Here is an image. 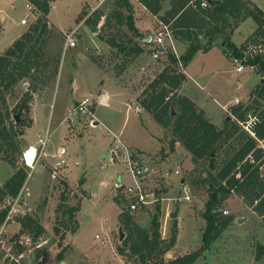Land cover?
I'll return each mask as SVG.
<instances>
[{
	"label": "rangeland",
	"instance_id": "374dc122",
	"mask_svg": "<svg viewBox=\"0 0 264 264\" xmlns=\"http://www.w3.org/2000/svg\"><path fill=\"white\" fill-rule=\"evenodd\" d=\"M247 1L264 12V0ZM111 2L108 0L96 8L98 0L53 1L48 16L53 30L47 49L51 65L43 75L35 73L21 81L7 96L11 113L16 111L17 115L22 109L21 120L25 126L18 127L21 152L14 157V165L0 157V184H5L17 168L27 169L29 175L19 197L20 205L44 231L33 239L29 233H21L20 221L9 224L5 244L0 246V264H55L62 249L64 264H140L123 244L128 232L120 223V215L123 209L128 211L123 196H126L131 177L123 158L112 162L114 134L121 137L136 160L153 169L146 186L158 201L150 207L148 214L130 212L134 222L149 230L160 205V233L165 250L173 227L177 226L175 246L167 251L163 249L159 260L168 262L196 254L194 264H264L263 218L236 193L229 194L219 209L223 217L231 218L233 222L208 250L203 249V212L211 185L203 179L209 171L216 174L221 166L220 159L214 160L215 169L211 170L210 160L194 162L179 143L172 150L171 130L156 123L144 109L141 114L137 112L142 92L168 63L167 54L154 59L152 54L145 53L126 64L121 57L113 56V48L107 40L116 37L129 43L128 46L141 44L149 49L152 44H144L142 39H149L160 23L142 5L133 2L139 35L126 26H118L115 20L111 26H105V18L95 31L92 30L85 20L95 12L110 14L113 10ZM28 5L33 4L28 0H0V56L39 16V13L35 16L30 12ZM167 9L165 3L164 10ZM23 19H27L28 25L22 24ZM256 28L252 18L240 20L233 29V41L241 46ZM74 30H77L76 46L66 49L64 35ZM176 49L179 56L186 52L185 45L178 40ZM53 57L60 60L57 74ZM186 67L180 66L181 72ZM236 69L237 65L223 53V45L218 42L210 51H199L195 55L187 68L191 81H186L178 92L196 101L216 126H221L229 117L237 120L234 109L250 101V95L261 79L249 67L241 73ZM109 78L124 92L105 105L106 100L102 98L104 89L111 84ZM74 82L79 89L73 94ZM65 97H70L72 107L69 111L79 105L80 99L90 98L94 115L68 117V107L66 112L63 111ZM24 99H29L27 107L19 108ZM235 99L242 103L236 106ZM38 101L52 104L46 128L50 130H46L50 138L32 170L22 161V152L30 146L38 147V134L46 132L34 126L33 108ZM223 107L228 108L226 113ZM55 110L58 114L64 112L60 118L66 116L64 126L53 118ZM95 122L98 124L94 125ZM59 146L68 150L64 157L66 165L53 178V166L58 160L55 150ZM177 170L179 175L175 174ZM122 183V187H116ZM187 195L191 201L186 200ZM64 204H81L77 225L67 224V227L58 222L60 214L57 210ZM174 213L178 214L176 218H172ZM56 227L60 228V233H56ZM120 249L124 250L123 255L119 254Z\"/></svg>",
	"mask_w": 264,
	"mask_h": 264
},
{
	"label": "trees",
	"instance_id": "16d2710c",
	"mask_svg": "<svg viewBox=\"0 0 264 264\" xmlns=\"http://www.w3.org/2000/svg\"><path fill=\"white\" fill-rule=\"evenodd\" d=\"M28 1L38 9L39 16L30 29L0 56V157L12 165L14 157L21 152V142L17 140L18 127L25 126V122H14L16 111H9L7 96L21 81L31 78L35 73L43 75L44 70L51 65L47 49L53 30L50 28L48 16L55 0ZM192 1L194 0H139L150 14L170 26L176 40L185 45L186 52L179 58L171 51L167 52L168 63L142 92L138 102L156 123L171 130L172 150L179 143L196 163L220 159L221 166L217 168L216 174L209 171L207 178L203 179L211 183L203 212V249L208 250L233 222V219L225 218L219 212L229 194L236 193L244 197L264 221V175L261 173L264 150L259 148L258 141L245 133L232 118H226L223 126L218 127L194 101L179 94V89L187 81V76L181 72L180 64L188 66L199 51L208 52L221 42L223 53L232 62L241 60L245 66L253 69L260 76L261 83L252 92L250 101L236 107L234 114L239 121H244L250 112H254L260 119L255 132L257 138L263 140L264 12L257 6L249 5L247 0H218L221 2L219 5L206 9L201 7V0L191 4ZM165 3L168 4L167 10H164ZM111 4L113 10L110 14L95 12L85 23L95 31L98 23L104 18L105 26H111L115 20L118 26H126L138 34L132 2L112 0ZM247 18H252L257 28L241 46H238L233 41V29L240 20ZM142 41L144 44L149 43V39L143 38ZM107 44L113 48V56L121 57L126 64L152 52V48L147 49L141 44L128 46L129 43L116 37L108 39ZM52 61L57 74L59 57H53ZM28 102L29 99H24L19 108H26ZM28 175L27 169L20 167L5 184H0V224H3L9 211V207L2 206L7 200H14L20 195ZM80 210L81 204L60 205L57 210L60 214L58 222L67 227V224L77 225V214ZM144 212L148 214L147 211ZM160 214L161 207L158 205L157 212L151 219V228L147 230L134 222L129 210L123 209L120 223L128 232L123 241L127 250L139 259L140 264H194L196 254H188L168 262L159 260L165 250L161 241ZM19 221L21 233H29L33 239L40 237L44 231L29 215ZM55 231L60 233V228L56 227ZM176 241L177 226L174 225L165 251L173 248ZM119 254L123 255L124 250L120 249ZM64 261L65 252L62 249L56 256L55 264H64Z\"/></svg>",
	"mask_w": 264,
	"mask_h": 264
},
{
	"label": "built area",
	"instance_id": "2783aa9c",
	"mask_svg": "<svg viewBox=\"0 0 264 264\" xmlns=\"http://www.w3.org/2000/svg\"><path fill=\"white\" fill-rule=\"evenodd\" d=\"M108 0H98V5L96 8L107 2ZM132 3H138L142 5L139 0H130ZM194 0L191 2L194 3ZM201 7L208 8L211 6L207 0H201ZM143 6V5H142ZM144 7V6H143ZM27 8L30 12L35 14V16L39 13L38 9L34 5H28ZM145 8V7H144ZM146 9V8H145ZM157 21L160 23L159 29L149 37V42L152 44V57L154 59H159L161 56L166 55L168 51H171L177 58L180 56L178 55V51L176 49V38L173 35V32L169 25L164 24L159 18ZM23 25H28L27 19L22 20ZM77 30L72 31L71 33H65V44L66 49L74 48L76 46V34ZM234 64L237 65V72L241 73L245 70V66L241 60H234ZM182 66V64H180ZM242 101L236 99L235 105L241 104ZM92 105V100L90 98H85L79 105L74 108V110L69 111L68 117H75L78 114H82L84 116H93V112L90 109ZM236 121L241 129L247 133L251 138L255 139L259 143V148L264 150V139L259 140L257 138L255 129L257 125L260 123V119L257 115L253 112H250L247 115V118L244 121ZM114 137V144L111 146L113 157L112 162L116 163L119 158H123L124 164L128 167V172L131 177V182L128 184L126 188V196H123V200L126 201V207L130 212H137V211H147L150 210L152 205H155L158 201L157 197L152 194L151 192L147 191L146 180L148 176L153 173V169H151L148 165H144L145 163H140L138 160L135 159L133 154L130 152V149L125 144V142L121 139L120 136L113 135ZM38 138V147L37 146H30L26 149L22 154V161L25 165L30 168L34 169L35 164L41 154H43L49 138L50 134L49 131L44 133H40L37 136ZM66 149L60 148L58 150V160L55 162L53 166V178H56L58 171L66 165L65 160ZM261 173L264 175V165L261 167ZM176 175H179L180 172L177 170L175 172ZM123 183L120 185H116L117 188L122 187ZM20 195L14 200H7L2 208L6 206L9 207V211L7 217L3 224H0V246L5 244V238L7 234V226L9 224H14L19 222V220L26 215V211L20 205L19 197ZM187 201H191V198L187 195ZM226 214V212H225ZM20 224V223H19Z\"/></svg>",
	"mask_w": 264,
	"mask_h": 264
},
{
	"label": "crops",
	"instance_id": "0c3cea01",
	"mask_svg": "<svg viewBox=\"0 0 264 264\" xmlns=\"http://www.w3.org/2000/svg\"><path fill=\"white\" fill-rule=\"evenodd\" d=\"M53 4V3H52ZM52 9V8H51ZM145 9V8H144ZM147 10V9H146ZM51 12V11H50ZM153 16V15H152ZM155 19H156V16H153ZM50 27H51V24H50ZM148 54H152V53H148ZM144 55V54H143ZM143 55H141V56H143ZM140 56V57H141ZM189 67V65L186 67V69L185 70H183V73L187 76V81H191L190 79H191V75H189V73H188V71H187V68ZM105 75V74H104ZM109 80L111 81V84H109V86L106 88V89H104V96H103V98L102 99H105L106 101V104L105 105H108V104H110V102L115 98V97H117L118 95H120V92H124V91H120V90H118V85L112 80V79H110L109 78ZM75 83V82H74ZM74 91H73V94L74 93H76V91L79 89V87H78V84L77 83H75L74 84ZM65 92L67 91L66 89L64 90ZM117 91V92H116ZM67 94H69V92L67 91L66 92ZM251 96V95H250ZM86 98H88V97H86ZM189 98V97H188ZM191 99V98H190ZM84 99H80L78 102H82ZM192 100V99H191ZM192 101H194V100H192ZM235 101H236V99H235ZM195 103H196V101H194ZM234 104H235V102H234ZM51 103L50 102H43V101H38V102H36V104L34 105V110H33V120H34V123H35V125L34 126H37V129H40V128H42V130L41 131H46V130H49V129H46L48 126H49V123H48V121H47V118L49 117V114H50V107H51ZM63 105H64V110L63 111H65L66 112V108L68 107V111L70 110V108L72 107L71 106V102H70V97L69 98H64V103H63ZM234 106V105H233ZM50 108V109H49ZM136 110H137V112H139L140 113V111L142 110V108H140V107H136ZM223 110L225 111V113L228 111V108L226 109L225 107H223ZM62 112V111H61ZM60 112V114H58L57 113V111L55 110L54 112H53V118H55L56 119V121H57V124H58V122H60V125L61 126H64V120L66 119V116L63 118V119H61L60 120V118L62 117V114H64V112L63 113H61ZM141 114V113H140ZM60 120V121H59ZM98 124V122H95V124L94 125H97ZM224 124V121L222 122V124H221V126H218V127H222V125ZM57 126V125H56ZM49 128H51V125H50V127ZM63 129V128H62ZM62 129H60L62 132L64 131V130H62ZM50 131V130H49ZM60 148H64L63 146H59V147H57V149L55 150L56 151V154H58V150L60 149ZM64 149H66V147L64 148ZM67 149H66V153H67ZM23 191V190H22Z\"/></svg>",
	"mask_w": 264,
	"mask_h": 264
},
{
	"label": "water",
	"instance_id": "95a60500",
	"mask_svg": "<svg viewBox=\"0 0 264 264\" xmlns=\"http://www.w3.org/2000/svg\"><path fill=\"white\" fill-rule=\"evenodd\" d=\"M43 1V0H42ZM208 3L211 5V6H217L219 5L221 2L218 1V0H207ZM21 115H22V109L20 110V112L14 116V120L16 121V123H20L21 122ZM230 119V117L228 118ZM210 169L211 170H214L215 169V165H214V159H211L210 160ZM150 210H147V212L149 213ZM178 216L177 213H174L172 214V218H176Z\"/></svg>",
	"mask_w": 264,
	"mask_h": 264
}]
</instances>
